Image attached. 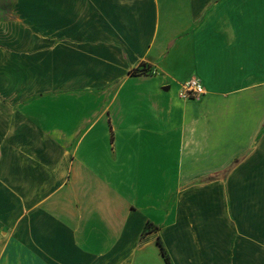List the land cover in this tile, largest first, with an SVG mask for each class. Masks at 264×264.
Here are the masks:
<instances>
[{
	"label": "crops",
	"instance_id": "crops-1",
	"mask_svg": "<svg viewBox=\"0 0 264 264\" xmlns=\"http://www.w3.org/2000/svg\"><path fill=\"white\" fill-rule=\"evenodd\" d=\"M10 13L0 264H166L158 241L169 264H264V0ZM189 79L204 93L182 99Z\"/></svg>",
	"mask_w": 264,
	"mask_h": 264
},
{
	"label": "built area",
	"instance_id": "built-area-1",
	"mask_svg": "<svg viewBox=\"0 0 264 264\" xmlns=\"http://www.w3.org/2000/svg\"><path fill=\"white\" fill-rule=\"evenodd\" d=\"M139 73L148 74L151 73V70L148 68L141 67ZM204 93V87L196 79H189L185 81L178 91V96L182 99H194L198 98L201 94Z\"/></svg>",
	"mask_w": 264,
	"mask_h": 264
},
{
	"label": "rangeland",
	"instance_id": "rangeland-1",
	"mask_svg": "<svg viewBox=\"0 0 264 264\" xmlns=\"http://www.w3.org/2000/svg\"><path fill=\"white\" fill-rule=\"evenodd\" d=\"M13 0H0V19H6L10 16ZM108 133L101 135L99 140H113L111 125L107 124Z\"/></svg>",
	"mask_w": 264,
	"mask_h": 264
},
{
	"label": "trees",
	"instance_id": "trees-1",
	"mask_svg": "<svg viewBox=\"0 0 264 264\" xmlns=\"http://www.w3.org/2000/svg\"><path fill=\"white\" fill-rule=\"evenodd\" d=\"M139 72H140L139 69L132 71V73H134V74H140ZM158 245H159V247H160V253H161V255L164 257V259H165V261H166V264H169V261H168V258H167V256H166L165 250H164V248L161 246V244H160L159 241H158Z\"/></svg>",
	"mask_w": 264,
	"mask_h": 264
}]
</instances>
